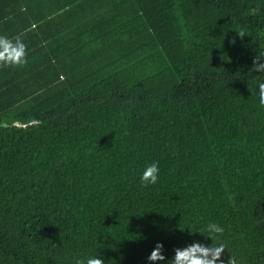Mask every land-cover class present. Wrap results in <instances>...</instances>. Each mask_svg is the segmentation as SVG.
<instances>
[{"label":"trees","instance_id":"16d2710c","mask_svg":"<svg viewBox=\"0 0 264 264\" xmlns=\"http://www.w3.org/2000/svg\"><path fill=\"white\" fill-rule=\"evenodd\" d=\"M0 33L29 49L0 66V264H148L209 221L264 264V0H0Z\"/></svg>","mask_w":264,"mask_h":264},{"label":"clouds","instance_id":"9594fccd","mask_svg":"<svg viewBox=\"0 0 264 264\" xmlns=\"http://www.w3.org/2000/svg\"><path fill=\"white\" fill-rule=\"evenodd\" d=\"M33 28L36 26L33 25ZM240 35H244L241 33ZM29 49L27 43L22 38V34L14 37L0 33V66L22 67L28 63ZM255 71L264 73V64H255ZM61 80L64 77L61 75ZM259 95V105L264 107V79L256 81ZM160 180V166L158 161L146 163L139 175L140 185L149 188L156 185ZM196 233L203 234L211 239V245L204 241L193 239L185 247L174 249V256L166 257L164 254V244L157 242L153 250L147 256L148 264H225L222 254L227 250V245L223 241L225 227L217 222H207L205 226L189 231V235ZM97 252V249H96ZM98 253V252H97ZM75 264H106L105 260L97 255H85L74 258ZM227 264H241L240 259L231 254Z\"/></svg>","mask_w":264,"mask_h":264},{"label":"water","instance_id":"95a60500","mask_svg":"<svg viewBox=\"0 0 264 264\" xmlns=\"http://www.w3.org/2000/svg\"><path fill=\"white\" fill-rule=\"evenodd\" d=\"M35 122V120L34 119H31L30 120V124H33ZM4 126H6V124H3Z\"/></svg>","mask_w":264,"mask_h":264},{"label":"bare ground","instance_id":"6f19581e","mask_svg":"<svg viewBox=\"0 0 264 264\" xmlns=\"http://www.w3.org/2000/svg\"><path fill=\"white\" fill-rule=\"evenodd\" d=\"M88 40V39H87ZM34 43V42H33ZM69 48V47H68ZM91 48V47H90ZM98 48V47H97ZM78 49V48H77ZM98 51V50H97ZM109 54V53H108ZM107 56V55H106ZM112 59V58H111ZM68 65V64H67ZM63 67V66H62ZM64 73V72H63ZM121 73V72H120ZM67 75V74H66ZM128 75V74H127ZM118 76V75H117ZM129 76V75H128ZM127 76V77H128ZM29 79V78H28ZM133 84V83H132Z\"/></svg>","mask_w":264,"mask_h":264}]
</instances>
